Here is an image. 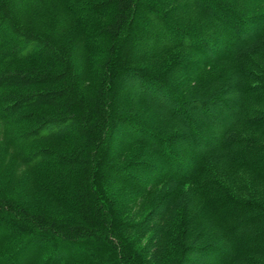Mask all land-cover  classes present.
Listing matches in <instances>:
<instances>
[{
	"label": "trees",
	"instance_id": "obj_1",
	"mask_svg": "<svg viewBox=\"0 0 264 264\" xmlns=\"http://www.w3.org/2000/svg\"><path fill=\"white\" fill-rule=\"evenodd\" d=\"M50 1L57 33L0 0V144L68 216L0 197V264H263L264 199L229 178L264 184V0Z\"/></svg>",
	"mask_w": 264,
	"mask_h": 264
},
{
	"label": "rangeland",
	"instance_id": "obj_2",
	"mask_svg": "<svg viewBox=\"0 0 264 264\" xmlns=\"http://www.w3.org/2000/svg\"><path fill=\"white\" fill-rule=\"evenodd\" d=\"M67 6H57L50 0H25L24 14L22 24L30 30L41 32L57 33L60 29V23L64 19ZM99 22V19L93 16L79 15L74 18L72 23L67 27L65 36H73L79 32L89 33L92 30V25ZM91 28V29H90ZM86 43L93 44L90 39ZM184 56H191L186 51H177L171 55L158 57L142 64L143 67L160 70L164 68L171 59L182 58ZM143 114L147 113V108L137 106L130 110V113ZM154 159V155L145 148L133 146L130 147L126 159ZM230 179V188L233 190L250 191L255 197L264 199V184L256 182L248 178L245 174H237ZM43 173H33L27 168L18 164L13 157L12 152L7 147L0 144V197L9 198L31 211L46 212L65 218L68 216L67 211L58 204L51 196L46 194L42 189ZM247 188V189H246ZM241 193V192H240ZM143 199V198H141ZM141 199L140 206L146 210L150 208L149 202ZM142 209V210H143ZM137 217V216H136ZM140 216L136 219H140ZM145 239V237H142ZM142 239V240H143ZM2 249V250H1ZM7 248L0 247V252H5ZM264 264V261L262 262Z\"/></svg>",
	"mask_w": 264,
	"mask_h": 264
}]
</instances>
